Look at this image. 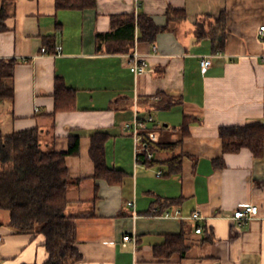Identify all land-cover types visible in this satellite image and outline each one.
<instances>
[{
	"label": "crops",
	"instance_id": "1",
	"mask_svg": "<svg viewBox=\"0 0 264 264\" xmlns=\"http://www.w3.org/2000/svg\"><path fill=\"white\" fill-rule=\"evenodd\" d=\"M169 9L186 17L169 19ZM1 10L0 61L15 66L7 80L14 101L0 103V132L38 130L42 145L57 152L80 138V154L66 158L77 264H264V150L259 158L248 149L224 153L221 137L224 128L264 123V0H97L83 11L60 10L56 0H6ZM131 14L165 30L151 42L137 28L127 53L98 50L97 35ZM135 54L153 71L133 74ZM204 59L212 61L207 69ZM57 79L75 102L55 114ZM161 98L170 107H160ZM136 119L159 134L162 148L151 160L127 130ZM95 134L107 136L105 163L120 179L96 177ZM247 204L259 214L239 227L235 210ZM10 218L0 210V264H45L44 237L16 233ZM127 235L136 243L124 247ZM175 235H183L185 253L157 255Z\"/></svg>",
	"mask_w": 264,
	"mask_h": 264
},
{
	"label": "trees",
	"instance_id": "2",
	"mask_svg": "<svg viewBox=\"0 0 264 264\" xmlns=\"http://www.w3.org/2000/svg\"><path fill=\"white\" fill-rule=\"evenodd\" d=\"M5 3L6 0H0ZM62 10L93 9L97 0H56ZM168 17H186L185 11L169 9ZM3 10L0 11V31ZM137 28L141 39L154 42L157 35L165 30L158 27L152 18L145 14L123 15L113 18L112 30L98 34V50L107 45L109 53H127L134 45ZM0 61V103L14 101V87L7 80L13 78L15 62L2 64ZM4 65V67H3ZM56 110L74 109L75 96L60 79L56 80ZM160 107H170V101L161 98ZM54 114V116H55ZM192 123L186 119L182 125L185 134ZM224 153H239L250 150L256 158L263 155L264 123L251 122L244 127L221 130ZM41 132L30 130L3 135L0 132V210L10 212L9 226L18 234L40 233L45 239L49 258L45 264H77L82 254L76 246L75 221L66 214L70 203L68 191L75 183L67 173L66 158L80 154V138L72 137L67 152H57L50 146L44 147ZM91 156L96 166V177L115 181L117 173L105 163V134L93 135ZM146 152L155 153L161 144H147ZM160 148V149H159ZM142 157V156H141ZM147 159V153L143 154ZM118 176V175H117ZM120 179V177L118 176ZM183 235L167 236L164 247L158 250L162 258H169L176 252L185 253Z\"/></svg>",
	"mask_w": 264,
	"mask_h": 264
},
{
	"label": "built area",
	"instance_id": "3",
	"mask_svg": "<svg viewBox=\"0 0 264 264\" xmlns=\"http://www.w3.org/2000/svg\"><path fill=\"white\" fill-rule=\"evenodd\" d=\"M261 32H264V27L261 28ZM42 52L44 54L47 53V49H43ZM62 53V48L60 46L55 48V54L60 55ZM133 65L131 66V72L135 75H142L147 72H152V68L148 64V62L145 59H141L138 54L134 55V61ZM202 67L204 69L209 68L212 65V61L210 59H204L202 61ZM148 122L153 123L154 119L152 117L148 118ZM127 130L129 132L133 133V136L135 138V142L138 145H142L145 149L144 145L147 146V144H157L159 143V134L155 129H148L146 127V123L142 120L136 119L135 122L131 125H127ZM139 148L137 149V153L139 152ZM153 158V154L150 152H147V159L151 160ZM140 160V155L137 157V161ZM159 176L162 174L159 173ZM129 207H134V203H129ZM259 214V207L255 205H241L239 206L234 213V220L238 222L239 227L243 226V224L251 221L253 218H255ZM134 216L136 217V212H134ZM164 218H180V213L175 212H166L163 216ZM194 220H200L202 219L201 215L199 213H195L191 217ZM197 234L202 233V228H198L196 230ZM3 237H0V243H2ZM134 242L136 243V239L134 236L127 235L123 238V246L127 247L129 243Z\"/></svg>",
	"mask_w": 264,
	"mask_h": 264
}]
</instances>
